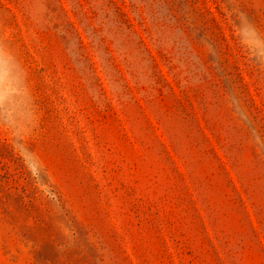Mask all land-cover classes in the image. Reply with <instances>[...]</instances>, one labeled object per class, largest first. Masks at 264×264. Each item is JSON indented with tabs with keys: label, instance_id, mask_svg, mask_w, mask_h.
I'll return each mask as SVG.
<instances>
[{
	"label": "rangeland",
	"instance_id": "obj_1",
	"mask_svg": "<svg viewBox=\"0 0 264 264\" xmlns=\"http://www.w3.org/2000/svg\"><path fill=\"white\" fill-rule=\"evenodd\" d=\"M0 264H264V0H0Z\"/></svg>",
	"mask_w": 264,
	"mask_h": 264
}]
</instances>
